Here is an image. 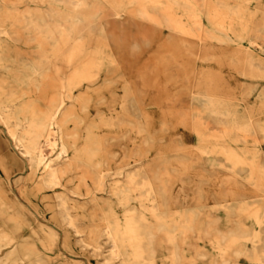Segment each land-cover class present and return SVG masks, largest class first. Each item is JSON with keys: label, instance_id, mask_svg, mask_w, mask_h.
I'll return each mask as SVG.
<instances>
[{"label": "bare ground", "instance_id": "bare-ground-1", "mask_svg": "<svg viewBox=\"0 0 264 264\" xmlns=\"http://www.w3.org/2000/svg\"><path fill=\"white\" fill-rule=\"evenodd\" d=\"M211 1L212 8L209 0H0V264H80L64 258L75 248L81 255L88 250L103 256V264H158L162 242L172 244L162 264H184L178 240L193 230L200 211L194 207L176 216L175 209L185 208L188 189L176 186L170 168L156 162L184 156H160L113 171L110 164L119 155L106 150L110 138L103 134L118 130L125 118H119V102L105 114L100 107L92 110L90 101L119 100L120 80V98L127 100L122 110L135 117L124 123L126 132H135L149 147L150 126L131 102L133 81L119 79V59L129 62L119 58L124 52L107 36L110 16L129 13L155 21L173 48L182 44L188 57L196 56L202 44L184 34H194L210 16L241 14L240 4L231 9L227 0ZM247 1L256 2L249 14H262L264 20V0H240ZM232 32L234 43L253 44L254 37L264 36V22ZM247 61L264 71L263 63ZM182 75L185 81L188 74ZM196 83L192 102L208 100V111L219 115V122L242 126L226 97L209 90V80ZM222 152L237 172L251 162L264 179L262 149ZM254 204L224 203L232 213L255 207L254 228L239 224L222 234V260L213 264H231L222 245L228 239L251 244L255 264H264V204ZM57 246L63 253L54 252ZM86 264L93 263L88 259Z\"/></svg>", "mask_w": 264, "mask_h": 264}, {"label": "rangeland", "instance_id": "rangeland-1", "mask_svg": "<svg viewBox=\"0 0 264 264\" xmlns=\"http://www.w3.org/2000/svg\"><path fill=\"white\" fill-rule=\"evenodd\" d=\"M213 3L211 0L207 2L209 8ZM227 3L231 9L240 4L241 14L210 16L204 19L202 28L193 29L194 34H184V37L202 44L196 56L189 57L182 44L179 43V48L172 47L169 37L161 30L163 26L155 21L129 13L121 18L110 16L107 36L124 52L123 55L119 53V58L124 56L129 62L126 65L123 59H119L123 68L119 71V79L124 77L133 81L134 99L131 102L150 126L153 140L149 147L140 144V137L134 136L135 132H126L124 123L129 124L127 120L135 117L122 110L127 100L120 98V88L124 85L120 80L119 100L90 101L92 110L95 106L100 107L103 109L101 113L105 114L116 108L119 102V118H125L118 130L103 134L110 138L106 150L119 155L118 160L110 164L113 171L144 160H156L160 156H184L177 161H156L170 168L171 180L176 186L182 183L188 189L185 208L179 212L175 209L176 216L180 217L182 210L194 207L200 211L193 230L181 234L178 240L184 264L221 261L218 242L222 234L234 232L239 224L248 231L254 228L250 215L255 212V207L232 213L224 206L225 202L235 203L238 208L242 203L264 204V179L259 176L258 167L248 162L245 170L239 173L227 154L222 152L229 147H235L242 154L245 147L254 152L258 148L264 151V71L247 61L252 57L264 64V36L254 37L253 44L242 42V46L232 41L234 29L258 28L264 20L262 14L256 17L249 14L255 1L227 0ZM188 59L189 64L183 65ZM183 73L188 74L185 81L182 80ZM201 78L209 80L211 92L226 97L227 107L237 110L242 126L235 128L232 122H219V115L208 111V100L200 104L190 100L192 89L199 88L196 79ZM207 150L212 152L207 153ZM182 166L183 171L180 170ZM229 176L235 178L229 180ZM10 186L16 189V185ZM174 198L178 196L174 195ZM223 243L225 257L231 264H255L251 244L234 243L229 239ZM171 248L172 244L161 243L158 264L169 260ZM55 251L63 253L60 246ZM78 251L75 248L63 253L65 260L86 264L89 259L93 264H103V256H92L88 250L81 255L76 253ZM73 255L79 257L75 259Z\"/></svg>", "mask_w": 264, "mask_h": 264}]
</instances>
